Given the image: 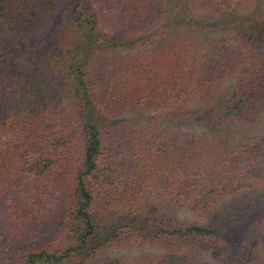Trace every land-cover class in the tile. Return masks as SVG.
<instances>
[{
    "label": "trees",
    "instance_id": "trees-1",
    "mask_svg": "<svg viewBox=\"0 0 264 264\" xmlns=\"http://www.w3.org/2000/svg\"><path fill=\"white\" fill-rule=\"evenodd\" d=\"M263 121L264 0H0V264H264Z\"/></svg>",
    "mask_w": 264,
    "mask_h": 264
},
{
    "label": "rangeland",
    "instance_id": "rangeland-1",
    "mask_svg": "<svg viewBox=\"0 0 264 264\" xmlns=\"http://www.w3.org/2000/svg\"><path fill=\"white\" fill-rule=\"evenodd\" d=\"M264 122V121H263ZM260 123L258 125V127H260L262 124ZM249 133L251 132V130L248 131ZM252 193L253 195H257V196H264V186H254L251 189H248L246 191H240L239 193L236 194H230L225 196L221 203L225 204V205H229L233 202L238 201L239 199H241L242 197L246 196L247 193ZM157 203H155V206L160 209L162 212L166 213L169 215V217H175L178 218L180 220L183 221H189V222H193L195 220V216L191 213H189L187 210H179L178 208H176L177 206H173L172 202H167V201H156ZM220 203V205H221ZM6 202L0 200V230L1 232L4 233L5 236L11 235L10 231H11V227L12 226H7V222H8V217L10 216V211H6ZM197 220V219H196ZM30 222V220H26L22 225L23 226H15L14 228H16L17 230L20 231L19 237L25 239L26 241L23 242H35V241H39L41 240L43 237V235L40 232H43L46 229H51L52 226H46V224H41V222L37 221L34 223L33 226H25ZM23 231V232H22ZM41 234V235H40ZM20 241H22V239H20ZM23 242H19V243H23ZM162 248L160 247H155V248H149V250L151 251H160ZM116 251L118 252H123L125 254H129L131 252L122 250V249H113L109 252V254H114ZM128 252V253H127Z\"/></svg>",
    "mask_w": 264,
    "mask_h": 264
}]
</instances>
